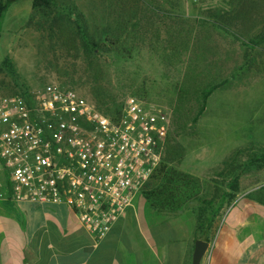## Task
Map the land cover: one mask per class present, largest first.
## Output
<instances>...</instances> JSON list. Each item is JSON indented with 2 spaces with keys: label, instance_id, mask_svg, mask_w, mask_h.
I'll list each match as a JSON object with an SVG mask.
<instances>
[{
  "label": "rangeland",
  "instance_id": "rangeland-1",
  "mask_svg": "<svg viewBox=\"0 0 264 264\" xmlns=\"http://www.w3.org/2000/svg\"><path fill=\"white\" fill-rule=\"evenodd\" d=\"M227 1L178 0L173 8L163 0L128 2L127 9L136 12L137 21L128 26L122 46L88 59L81 51L52 50L40 33L24 26L31 0H15L1 22L0 63L9 59L16 76L0 71V102L22 92L40 95L53 87L73 89L101 109L122 110L129 97L136 98L145 109L159 110L168 120L170 144L164 153L169 165L198 178L202 185L199 200L167 213L196 225L198 209H218L214 236L221 227L220 246L232 234L241 245L264 238L260 202L264 167L241 172L238 166L247 164L253 154L259 156L264 147V43L248 46L261 24L255 29L247 26L242 36L214 26V10ZM259 1L258 17L263 22L264 0ZM73 2L89 25L109 21L113 0ZM246 52L254 60L250 67L244 65ZM213 84L221 86L197 115L203 90ZM235 158L233 173L240 172L235 198L229 204L221 198H215L211 207L203 204L215 188L228 191L230 162Z\"/></svg>",
  "mask_w": 264,
  "mask_h": 264
},
{
  "label": "built area",
  "instance_id": "built-area-1",
  "mask_svg": "<svg viewBox=\"0 0 264 264\" xmlns=\"http://www.w3.org/2000/svg\"><path fill=\"white\" fill-rule=\"evenodd\" d=\"M0 102V199L63 204L94 239L132 207L161 162L168 120L129 97L118 117L73 89Z\"/></svg>",
  "mask_w": 264,
  "mask_h": 264
},
{
  "label": "crops",
  "instance_id": "crops-1",
  "mask_svg": "<svg viewBox=\"0 0 264 264\" xmlns=\"http://www.w3.org/2000/svg\"><path fill=\"white\" fill-rule=\"evenodd\" d=\"M134 200L96 240L63 204L0 199V264H191L194 242L201 240L194 221L157 211L139 193ZM220 230L199 264H264L263 237L241 245L232 234L220 246Z\"/></svg>",
  "mask_w": 264,
  "mask_h": 264
},
{
  "label": "trees",
  "instance_id": "trees-1",
  "mask_svg": "<svg viewBox=\"0 0 264 264\" xmlns=\"http://www.w3.org/2000/svg\"><path fill=\"white\" fill-rule=\"evenodd\" d=\"M15 0H0V36L1 22L9 6ZM140 1L149 0H113L110 5L111 10L107 11L109 21L102 25L88 24L84 15L78 11L73 0H31V12L28 15L25 27L33 28L40 33L42 38L46 39L52 50L60 48L66 53H78L81 51L88 59L101 50H118L125 41L127 28L131 24H136V12L127 9L128 2L138 4ZM155 1V0H151ZM168 1L170 7H175L178 0ZM259 0H228L220 8H216L212 14L213 24L221 32L231 36L240 35L247 26L255 29L261 24L259 32L248 40V46H258L264 43V21L259 18L262 9H260ZM105 21V20H104ZM240 31V33H237ZM251 49V47H247ZM249 52V51H248ZM245 54V67H250L254 62L250 54ZM0 71L5 72L12 77L16 76V71L9 59L5 58L0 63ZM221 84V83H220ZM220 84H213L202 92V102L197 115L205 109V103L209 95L220 87ZM23 97L28 103H31V94L22 92L11 98ZM95 107L115 119L119 116V109H101L94 103ZM101 107V108H100ZM195 120V119H194ZM170 140L165 142L168 149ZM165 151V150H164ZM167 152V151H166ZM235 158L230 162L228 191H219L214 189L213 196L209 201L202 200V203L210 206L215 198H221L229 204L236 196L239 189L240 172H234V164H238ZM247 164H239V170L248 168L264 167V147L260 149L259 156L251 155L246 161ZM232 167V168H231ZM226 179V178H225ZM6 196L4 200L13 202L7 196L8 190L4 189ZM202 194V185L198 178L177 170L169 165V161L163 152L161 162L153 171L147 182L140 191L143 200L152 208L160 212H176L182 209L189 202L199 200ZM260 202L264 203L260 199ZM17 203V202H13ZM219 216V210H212L205 207L198 209L197 221L195 225L196 238L210 242L214 237V224Z\"/></svg>",
  "mask_w": 264,
  "mask_h": 264
},
{
  "label": "water",
  "instance_id": "water-1",
  "mask_svg": "<svg viewBox=\"0 0 264 264\" xmlns=\"http://www.w3.org/2000/svg\"><path fill=\"white\" fill-rule=\"evenodd\" d=\"M208 247L209 244L207 242L196 240L194 242L193 252L191 256V264H199Z\"/></svg>",
  "mask_w": 264,
  "mask_h": 264
}]
</instances>
